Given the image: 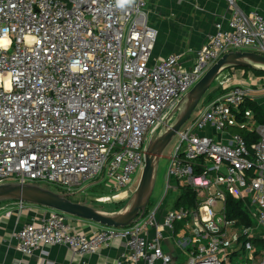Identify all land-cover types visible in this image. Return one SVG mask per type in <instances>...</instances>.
<instances>
[{
  "label": "built area",
  "instance_id": "built-area-1",
  "mask_svg": "<svg viewBox=\"0 0 264 264\" xmlns=\"http://www.w3.org/2000/svg\"><path fill=\"white\" fill-rule=\"evenodd\" d=\"M148 1L121 10L115 0H0V35L8 29L11 40L0 48V73L19 76L10 93L0 88V185L31 183L77 196L108 181L113 194L96 202H125L150 142L210 68L230 52L264 55V15L227 0L231 17L215 24L190 68L179 55L153 62L158 31ZM29 32L39 46L26 45ZM77 58L86 70L73 73ZM217 82L223 95L197 107L176 134L164 194L142 219L87 236L71 225L73 217L41 207L40 218L16 234L17 251L28 258L62 246L83 257L118 240L124 251L116 264H179L162 244L166 231L172 238L181 226L183 264H264V246L256 245L264 244V125L251 111L242 114L254 85ZM235 129L257 140L249 144ZM184 189L193 206L178 205ZM230 197L244 203L252 225L228 219Z\"/></svg>",
  "mask_w": 264,
  "mask_h": 264
},
{
  "label": "crops",
  "instance_id": "crops-1",
  "mask_svg": "<svg viewBox=\"0 0 264 264\" xmlns=\"http://www.w3.org/2000/svg\"><path fill=\"white\" fill-rule=\"evenodd\" d=\"M238 4L246 13L264 15V0H238ZM147 8L150 24L158 31L152 54L153 62L179 55L189 68L196 52L214 32L215 24L220 21L226 23L231 17L227 0H149ZM225 72L233 79V84L254 85V102L264 109V74L258 75L253 70L240 68ZM96 184L98 183L89 185L88 189ZM84 202L86 201L81 203ZM18 203H0V264H39L43 258L49 264H116L121 259L124 250L118 240L101 247L95 254L83 257L62 246L44 247L35 251L31 257H23L17 251L16 234L27 222L38 220L43 213L41 207L31 204L20 211ZM71 225L87 236H91L101 227L74 217ZM180 228L181 226L177 228L172 238L169 231H166V236L170 239L164 240L162 246L173 256L175 263L183 264L187 260V250L179 243ZM24 258L28 263L23 262Z\"/></svg>",
  "mask_w": 264,
  "mask_h": 264
},
{
  "label": "water",
  "instance_id": "water-1",
  "mask_svg": "<svg viewBox=\"0 0 264 264\" xmlns=\"http://www.w3.org/2000/svg\"><path fill=\"white\" fill-rule=\"evenodd\" d=\"M264 71V55L235 51L219 59L180 101L166 124L149 144L141 180L125 206L116 212H106L73 201L74 194L58 193L31 183L10 182L0 185V203L17 201L55 210L71 217L92 222L105 228L122 229L142 219L154 194L160 161L176 134L195 113L204 96L218 78L230 69Z\"/></svg>",
  "mask_w": 264,
  "mask_h": 264
},
{
  "label": "rangeland",
  "instance_id": "rangeland-1",
  "mask_svg": "<svg viewBox=\"0 0 264 264\" xmlns=\"http://www.w3.org/2000/svg\"><path fill=\"white\" fill-rule=\"evenodd\" d=\"M229 75L227 73H223L219 78L220 80H225L228 78ZM218 88V82H215L212 86V88L208 91V93L204 96L202 99L201 103L198 106V109L203 107L205 105L206 97L212 93L214 90ZM197 115V112L193 114L192 118H195ZM177 144V139H174L172 143L169 145V147L165 150L163 157L160 161L159 165V171H158V176H157V182L154 190V194L151 199V203L155 202L156 203L162 198L164 191H165V176L167 174L168 168H169V155L173 151L174 147ZM139 179V176H137L136 181L134 183V187L137 185V181ZM113 194L111 184L108 181L98 183L89 189H87L86 192L81 193L77 196L72 197L73 200L78 201L79 203L86 201L88 205L93 206L97 209H100L102 211L106 212H116L119 211L121 208L125 206L126 202H121V203H111V204H98L96 202V199L99 197H104V196H111ZM132 194L130 195L131 198ZM129 198V199H130ZM128 199V200H129ZM151 205V204H150ZM168 208L173 205V197L170 198V201L167 202Z\"/></svg>",
  "mask_w": 264,
  "mask_h": 264
},
{
  "label": "trees",
  "instance_id": "trees-1",
  "mask_svg": "<svg viewBox=\"0 0 264 264\" xmlns=\"http://www.w3.org/2000/svg\"><path fill=\"white\" fill-rule=\"evenodd\" d=\"M248 71V69H245ZM256 74L258 75H263L264 71H254ZM224 91H222L221 89H216L214 90L212 93H210L207 97H206V104L210 103L212 101H214L215 99H217L219 96L223 95ZM251 111L255 121L260 124V125H264V109L258 105L257 103H255L254 101H247V103L242 107V114H245L246 112ZM233 133L235 134H239L242 137H244L249 144L256 141L257 137L254 134H251L249 132H247V130L244 129H235L233 130ZM53 191L55 192H60L58 189H53ZM191 192L188 191V189H184L183 190V197L181 199V202H179V206L185 205L188 207L189 206H193V196H191ZM75 201V200H73ZM78 202V201H75ZM227 216L229 220H233V221H239L241 222L243 225L246 226H250L252 225V219L244 205V203L240 200L234 199L232 197H230L227 201ZM256 245L259 247L264 246V244H262L260 241L256 242Z\"/></svg>",
  "mask_w": 264,
  "mask_h": 264
},
{
  "label": "clouds",
  "instance_id": "clouds-1",
  "mask_svg": "<svg viewBox=\"0 0 264 264\" xmlns=\"http://www.w3.org/2000/svg\"><path fill=\"white\" fill-rule=\"evenodd\" d=\"M136 0H115V7L118 9H126L135 4ZM25 43L27 46L31 47L32 45L39 46L41 41L38 36L33 35L31 32L27 33L24 37ZM11 40L8 36V29H3V35H0V48L7 50L10 46ZM69 70L73 73L83 72L86 70V65L82 64V61L77 58L70 65ZM19 76L13 74L12 72L7 73L6 75L0 73V88H3L5 92H11L13 90V82L18 81Z\"/></svg>",
  "mask_w": 264,
  "mask_h": 264
},
{
  "label": "bare ground",
  "instance_id": "bare-ground-1",
  "mask_svg": "<svg viewBox=\"0 0 264 264\" xmlns=\"http://www.w3.org/2000/svg\"><path fill=\"white\" fill-rule=\"evenodd\" d=\"M122 197H124V195Z\"/></svg>",
  "mask_w": 264,
  "mask_h": 264
}]
</instances>
